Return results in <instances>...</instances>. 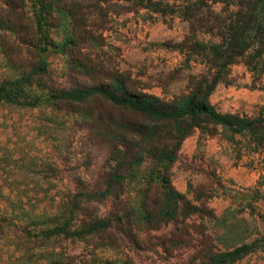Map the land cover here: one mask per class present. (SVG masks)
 Returning <instances> with one entry per match:
<instances>
[{
	"label": "rangeland",
	"instance_id": "374dc122",
	"mask_svg": "<svg viewBox=\"0 0 264 264\" xmlns=\"http://www.w3.org/2000/svg\"><path fill=\"white\" fill-rule=\"evenodd\" d=\"M9 1L0 0V18L25 22L32 30L34 1ZM102 1L56 7L49 18L55 39L71 33L87 38L66 54L51 53L34 91L82 88L122 75L133 89L168 101L184 94L188 75L204 63L161 43L182 40L188 23L148 8L116 10L111 0ZM19 34L0 26V82L18 77L37 60ZM231 69L234 83H220L211 103L222 113L258 116L264 107L260 82L243 63ZM131 123L149 127L151 137L133 131ZM169 132L170 126L104 100L33 108L0 104V264L200 263L263 236L264 148L255 147L250 135L230 140L220 126L195 129L177 149L169 172L174 188L204 210L170 222L145 218L143 196L150 173L159 169L146 151L173 143ZM130 155H144L136 177L108 197H97ZM160 190L155 185L151 196ZM98 221L108 226L92 230ZM58 226L71 234L47 236L45 231ZM237 264H264V250Z\"/></svg>",
	"mask_w": 264,
	"mask_h": 264
},
{
	"label": "trees",
	"instance_id": "16d2710c",
	"mask_svg": "<svg viewBox=\"0 0 264 264\" xmlns=\"http://www.w3.org/2000/svg\"><path fill=\"white\" fill-rule=\"evenodd\" d=\"M34 28L25 22L8 23L2 17L0 26L16 35L25 31L23 37L27 45L33 47L37 60L24 68L18 77L0 82V104L7 103L22 107H38L55 103H87L92 100L106 101L129 110L132 114L149 118L159 124L170 126V142L162 147L151 146L146 152L151 154L158 170L150 173L148 193L143 196V205L148 221L170 222L186 218L204 209L188 200L186 195L174 188L170 169L176 160V152L181 143L197 128L220 126L230 140L236 136L250 135L257 148H264V107L258 116L250 117L220 112L210 101V97L220 83L233 84L232 66L243 63L253 73L254 81L260 82L264 91V0H111V6L126 11L148 8L163 15H177L188 23V33L180 41H165L161 45L187 55L188 60L198 58L204 68L188 75V89L175 96L173 101L136 90L129 79L122 75L109 77V83L60 89L58 92H37L35 80L46 74L51 53L66 54L71 48H79L86 41V34L74 33L57 41L50 32L49 18L62 3L83 0H33ZM102 3V0H99ZM126 1L127 5L121 4ZM6 2L12 3L9 0ZM74 16V13H70ZM208 36V37H207ZM87 67V66H85ZM89 74V73H87ZM92 78L95 73L90 75ZM131 129L144 137L150 136V128L137 123L129 124ZM156 134V131L153 132ZM172 144V145H171ZM144 155H130L120 163L107 181V187L95 194L104 199L112 194L118 184L135 178L136 169L144 162ZM131 158H135L131 160ZM160 185L158 194L150 191ZM107 222L98 221L92 230H102ZM47 236L66 232L67 227H55L45 231ZM90 232V231H88ZM264 250V235L250 242H244L231 249L212 253L206 260L189 264H237L247 255Z\"/></svg>",
	"mask_w": 264,
	"mask_h": 264
}]
</instances>
